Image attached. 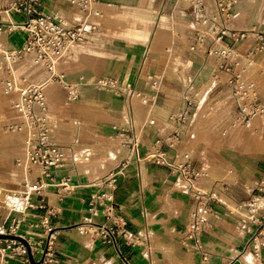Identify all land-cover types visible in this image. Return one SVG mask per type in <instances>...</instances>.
Segmentation results:
<instances>
[{
    "label": "crops",
    "instance_id": "obj_1",
    "mask_svg": "<svg viewBox=\"0 0 264 264\" xmlns=\"http://www.w3.org/2000/svg\"><path fill=\"white\" fill-rule=\"evenodd\" d=\"M178 1L180 4L175 3V10L185 19V23L166 12H161L159 20L154 25L153 37L155 36L156 40L151 39L148 43L143 62L141 64L140 61L129 82L120 80L116 75V71L120 69V72L128 73L126 65L119 70L110 71L112 63L117 66L116 63L123 61L120 57L128 56L129 61L130 59L133 61L134 47L131 43L127 44V40L125 44L114 46L120 53L115 54L113 58L106 57L104 53L106 49H102L100 42L83 45L84 47L71 46L63 54L64 56L62 55L63 59H59L57 70L68 82H78L86 79V76L89 79L109 75L116 77L121 83H130L136 90L146 93H152L151 79L157 78L160 82L156 99L149 107L141 105L137 100L134 101L136 128H141L149 115L155 121L153 125H145L138 152L130 157L113 191V203L120 222L124 223L127 230L139 232L143 237L148 234L149 238V249L124 248L128 256V264H241L236 259V255L245 248L246 240L250 236L247 231L249 225L242 221L241 217L228 214L223 206L215 205L207 216V226L201 235L207 251V258L203 260L201 253L190 250L179 241V234L184 230L189 219L193 198L186 190L180 189L179 185L182 182L175 178L167 167L140 158L155 137L171 135L172 126L169 116L181 104L180 95L183 87L187 80L192 78L195 105L190 124L177 143V149L189 152L192 163L209 172L207 179L202 182L203 187L218 188L227 183L228 189L224 191L225 199L228 203H234L247 197L256 180L264 173V114L255 117L250 121L251 126L246 128H241L244 124L236 122L237 107L227 82L229 75L219 71L217 78L214 79L212 73L217 66L216 58L207 56L202 51L188 52L192 37L188 28L191 15L186 8L189 0ZM166 2L167 0H99L98 9L100 11L101 7L108 9L124 5L126 8L122 11L140 13L137 18L143 23L138 26V23H131L122 33V37L129 39L128 41L140 42L148 33V22L153 14L151 11L132 10L127 7L140 3L152 10L155 5L162 8ZM63 6L65 5H60L55 0H40L39 9L57 13L66 20L70 19L68 21L79 16L78 12L67 10L66 6ZM232 12L230 27L238 30L264 31V0H236ZM100 16L101 12L92 19L96 21ZM175 30H182L185 33L184 44L176 39L172 41L168 49L167 62L163 65L159 77L156 76V71H147L143 74L148 58L146 53L152 50L162 52L164 55L167 50L165 44L171 36L170 33ZM255 36V33H250L247 38L235 43L241 57L245 58L246 53L253 48ZM22 41L23 33L19 30L6 29L0 34L1 44L8 49L18 48ZM110 46L107 45L109 48ZM75 53H80L78 57L80 56L86 63H94L92 66L94 69L92 70L85 63L75 64L74 61L78 60V57L73 58ZM96 59L101 60L102 64H97ZM32 64L33 66L30 64V56L22 59L18 64V70H21L19 74H26L36 81L40 80L42 73L43 77H46V72L44 73L39 65ZM247 78L254 83L259 100L264 103V52L255 55L254 64L248 70ZM45 94L49 103V122L56 124V128L51 132L52 139L63 146L66 150V158H69V162L65 161L60 171L72 172V183L75 184L61 202H56L54 195H50L51 202L57 204L60 209L55 218L56 224L60 227L57 238L60 257L65 264H92L90 260H94V257L96 260L109 258L110 261L117 260L125 264L112 248L103 245L99 240H91L80 234L77 228L82 217L86 215L89 194L95 189L94 186L85 184L113 169L126 156L125 151L119 149V143L113 137L115 133L113 127L121 126L126 120L124 100L107 90L81 85L76 98L78 103L75 104L82 109H74L67 108L63 104L61 95L54 98L52 104V98L46 90ZM50 109L61 113L60 125L65 127L58 129ZM1 112L2 109L0 130H3ZM90 114L94 116L91 117ZM233 117L235 123L229 125ZM11 120L12 116L9 121L12 122ZM210 120L213 121L208 124ZM74 133L73 140L77 143L71 144L73 141L71 136ZM103 144L110 149L99 147ZM106 150L110 154L102 155V151ZM114 151L119 153L120 157ZM169 154L173 155L171 149ZM114 161L118 162L105 169ZM101 220V217H95V222ZM260 243V259L264 263V236L260 238Z\"/></svg>",
    "mask_w": 264,
    "mask_h": 264
},
{
    "label": "built area",
    "instance_id": "obj_2",
    "mask_svg": "<svg viewBox=\"0 0 264 264\" xmlns=\"http://www.w3.org/2000/svg\"><path fill=\"white\" fill-rule=\"evenodd\" d=\"M84 15L68 21L57 13L39 9L40 0H0V34L8 30H19L23 41L18 48H5L0 42V89L6 96L14 98L12 109L14 119L10 129L24 131L23 158H16L15 166L24 177L17 189L9 192L12 203L8 213L0 220V264H65L57 250L60 227L55 218L60 212L61 202L75 187L72 172L61 173L66 152L51 136L56 124L49 122V108L45 86L49 82L60 84L69 94L68 99L78 97L81 85H90L107 90L124 100L125 123L114 126L113 137L119 149L126 156L113 169L85 185L94 186L88 198L86 215L77 225L80 234L91 240H99L112 248L125 264L128 256L124 248L146 247L149 249L148 234L131 232L124 227L113 203V191L119 176L136 155L141 144L145 125H153L150 115L141 128H136L134 101L149 107L157 96L160 82L150 80L152 93L136 90L130 83H121L113 76H100L68 82L57 70L61 56L73 44L87 40L95 29L92 18L100 15L99 0H68ZM236 0H189L186 8L191 20L188 28L192 33L188 52L202 51L217 60L212 73L217 78L219 71L228 73V85L233 102L237 107L236 122L246 124L264 114V103L259 100L254 83L247 78V72L254 64L255 55L264 52V31L238 30L229 26L232 8ZM255 33V44L245 58L235 43ZM30 56L46 72L43 81L18 74L19 62ZM181 104L169 116L172 126L168 137H155L140 158L156 165L167 167L193 198L186 227L179 234V241L190 250L202 254L206 260L207 251L201 235L207 226V216L215 205L223 206L228 214L241 217L249 226V238L245 248L236 255L241 264H264L260 259V238L264 236V173L256 180L247 197L228 203L224 191L228 184L218 188H205L202 182L209 172L196 167L189 152L177 149V143L187 131L194 109V86L190 78L183 87ZM173 155L170 156L169 150ZM101 217L95 222V217Z\"/></svg>",
    "mask_w": 264,
    "mask_h": 264
},
{
    "label": "rangeland",
    "instance_id": "obj_3",
    "mask_svg": "<svg viewBox=\"0 0 264 264\" xmlns=\"http://www.w3.org/2000/svg\"><path fill=\"white\" fill-rule=\"evenodd\" d=\"M55 1H57L60 5H65L67 10L78 12L79 16L77 18H80L81 16L84 15L74 4H71L70 2H63L60 0H55ZM175 3L180 4V1H178V0H167V2L165 3V5L162 8H158L155 5V6H153L152 10L149 8H146L147 5H143L140 3H138L137 5L131 6V7H127V8L132 9V10L151 11V13L153 14V16L150 18V21L148 22L149 23L148 33H147L146 37L144 38V40L140 41V42L128 41L129 39L122 37V35H123L122 33L124 32V29L128 28L131 23H134V24L138 23L137 26L141 25V23H143L142 20L137 18L140 15V13H133V12L129 13L126 11H122L123 8H126V6H124V5L120 6V7L108 8V9L101 7V10H100L101 16L98 17L96 19V21H94L92 19V21L95 22V29L91 32V34L89 35L87 40L73 44L72 48L74 46L75 47H78V46L82 47L83 45L88 46L90 43H93V42H98V43L100 42L99 44L102 46V49H106V51L104 52L106 57L113 58V56L115 54L117 55L120 53L118 50H115L114 46L116 44L119 45L120 43L125 44V42H126L125 40H127V44L131 43V44H133V47H134V49L132 50V54L134 55L133 61H132V59H130V61H129L128 56L127 57H124V56L120 57L123 59V61L116 63L117 66L116 65L114 66L113 64H115V63H112L110 71L113 72L115 70H119V68H122V67L124 68V66L126 65L127 66L126 72H128V73L124 74L123 72H120L121 71V69H120V71H116L117 72L116 75L118 76V78L120 80H122L124 82H129L130 78L135 73L140 61H141V64L143 62V59L145 57V52H146L145 49L147 48L148 43L151 41V39L156 40V37L155 36L153 37L154 25H155V22L157 20H159V16H160L161 12H166L170 16L176 17L181 22L185 23L184 22L185 19H183L181 16H179L177 14V10H175L176 9ZM65 6H63V7H65ZM70 11H68V13ZM68 20H70V19H68ZM178 32H180V33H178ZM114 34H115V36H114ZM184 34L185 33H183L182 30L181 31L175 30L172 33H170L171 36L168 35V36H170V38H168V42L165 44V46L167 47V50H165L166 52L164 53V55L162 52L152 51V50L150 52L146 53V56L148 58H147V62L145 64V68L143 70V74H145V72H147V71H149V72L156 71V76L159 77V75L162 72L163 65H165V62H167L166 60H167L168 54H169L168 49H169L172 41L174 39H176L180 43L184 44V41H185L184 40V37H185ZM116 35H118V36H116ZM114 37H116V38H114ZM104 45H106V46L104 47ZM107 45H111L110 48L107 47ZM72 48H71V50H72ZM78 54H80V53H75L73 58L76 59L78 57ZM135 55H137V57H135ZM63 56H61V59H63ZM95 61L99 65L102 64V61L99 59L98 60L96 59ZM74 62L77 65H84L83 63L88 64L92 70L94 69L92 67L94 65V63H92V62L86 63L85 61H83L81 59L80 56L78 57V60L74 61ZM32 63H34V62H33L32 58L30 57V64L33 66ZM39 67L42 68L40 65H39ZM80 67H78V68H80ZM18 68L19 67L17 66L16 71L19 74L21 70H18ZM42 70L45 73V70L43 68H42ZM166 70H168V68H166ZM40 71H41V69H40ZM45 78L46 77H43V73H42L40 80L43 81ZM87 78L88 77L86 76V79ZM45 90H46V93H48V95L52 98V101H51L52 104L54 103L53 99L56 98L58 95H61L62 96L61 99L63 101V104L65 106H67V108L82 109L80 106L75 104L77 102V99H74V100L68 99V97H70V94L66 90H64L61 87V85H59L55 82L54 83L51 82V83L46 85ZM7 102L9 105L8 104L6 105ZM13 102H14V98L11 96L4 95L2 93V90L0 89V110L2 109L1 115L3 117L1 120V123H2V129L4 130V131L0 130V220L1 221L3 220L5 215H7L8 206H10L12 201H13L12 198L10 197V195H8V193L17 189L19 186L20 180L24 177V174L19 173L21 171H19L17 169V167L15 166V161H16V158H23V156H24L23 141H24L26 132L12 130L9 127L11 124V122L9 121L10 116H12L11 121L15 120L14 119V112L12 109ZM11 103H12V105H10ZM11 110H12V112H11ZM50 111L54 117V120L57 122L58 129L65 127V125H60L61 124L60 118H62L61 113L60 112H53L51 109H50ZM143 112L146 114V112L144 110H143ZM90 116L93 117L94 115L90 114ZM212 121L213 120H210L208 122V124H210ZM233 123H235V117L232 118V120L229 122V125H232ZM251 123L249 122L247 124H244L243 126H241V128H246L248 126H251ZM74 136H75V133L73 134V136H71L72 140L74 139ZM70 141H71V139H70ZM57 142L59 143V141H57ZM73 143H77V142H75V140H73L71 142V144H73ZM78 145L79 146H85L83 144L82 145L78 144ZM74 147H76V146H74ZM99 147H104V148L110 149L105 144L99 145ZM115 153L118 155V157H120L119 153H117V152H115ZM105 154H110V152L107 150L105 152L102 151V155H105ZM67 160L69 162V158H65V161H67ZM117 162L118 161H114V162L110 163L105 169H107L110 166L115 165ZM179 186H180L181 190H186L183 186V183L180 184ZM115 259H116V257H115ZM90 263H92V264H122L121 262L120 263L117 262V260L110 261L109 258L102 259V260H96L95 257H94V260H90Z\"/></svg>",
    "mask_w": 264,
    "mask_h": 264
},
{
    "label": "bare ground",
    "instance_id": "obj_4",
    "mask_svg": "<svg viewBox=\"0 0 264 264\" xmlns=\"http://www.w3.org/2000/svg\"><path fill=\"white\" fill-rule=\"evenodd\" d=\"M36 65H38V64H36ZM49 104V103H48ZM19 170V169H18ZM19 171H21V172H19V173H22V174H24L23 172H22V170H19Z\"/></svg>",
    "mask_w": 264,
    "mask_h": 264
}]
</instances>
